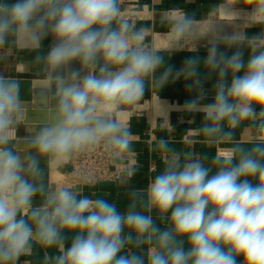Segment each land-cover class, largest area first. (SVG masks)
<instances>
[{
	"label": "clouds",
	"instance_id": "9594fccd",
	"mask_svg": "<svg viewBox=\"0 0 264 264\" xmlns=\"http://www.w3.org/2000/svg\"><path fill=\"white\" fill-rule=\"evenodd\" d=\"M209 11L206 23L195 12H166L158 43L121 0H0V50L35 53L42 117L33 124L20 82L0 75V264H264V0H214ZM200 40L203 60L188 57L178 70L168 63ZM213 75L214 102L201 104ZM180 78L196 94L182 110L203 113L196 131L209 144L226 142L225 152L198 155L161 139L163 169L145 189H129L123 211L48 180L97 147L123 163L132 132L117 113ZM26 122L29 134L18 138ZM241 126L252 130L243 141ZM136 171L126 168L119 182Z\"/></svg>",
	"mask_w": 264,
	"mask_h": 264
},
{
	"label": "crops",
	"instance_id": "0c3cea01",
	"mask_svg": "<svg viewBox=\"0 0 264 264\" xmlns=\"http://www.w3.org/2000/svg\"><path fill=\"white\" fill-rule=\"evenodd\" d=\"M213 2L214 0H126L124 3L121 1V6H124V9L132 8L136 11L145 12L143 14L146 15L147 19H134V21L138 26L143 25L148 27L150 29L148 34L150 33L152 35L154 33L164 34L168 32V30L164 31L167 26L161 23V18L166 12H195L197 19L208 21L209 18L207 17L211 15L209 8ZM261 31V27L246 29L248 36L258 34ZM51 43L52 38H46L42 43L41 52L46 54ZM220 50L226 51L228 55H231L232 51H234V49H224L223 47H221ZM207 51L206 43L198 46L195 52H190L188 50L175 52L168 57V63L178 70L183 65L186 58L199 56L201 60H203L207 56ZM0 55L5 57V59L0 60V75L14 79L37 78V66L32 62L35 53L12 49L0 50ZM245 58H247V53H245ZM74 67H78V65L74 64ZM205 71L206 70L203 69L202 66L201 72L204 73ZM215 79L216 77L213 75L205 82V99L202 100L203 102L200 101L201 104L214 102L215 93L213 85ZM187 83L190 82H185L183 78H180L175 82L167 84L162 89L146 91L144 98L157 95L160 97L163 96V98L167 100L175 101L176 103L185 104L186 101L193 99L196 95L188 91ZM202 121L203 113H186L184 111L180 113L171 112L169 124L164 121H156L154 125H150L146 121L134 119V117H132L126 126H128L132 132V152L137 154V165L135 167L137 171L129 178L127 184H121L118 178V180L113 183L98 184L95 187H85L82 189L83 194L91 198L103 196L110 201L116 202L120 210H125L129 202V189H145L151 179L163 169L167 154L157 148V143L161 139L168 140L177 150H192L198 155L208 154L209 157L216 155V147L218 146L228 149L229 145L226 142L209 144L196 131V129L201 126ZM30 126L29 124L19 125L16 130L17 137L21 139L26 137L29 134L28 128ZM251 131V129L241 126L236 131V138L243 141L251 134ZM151 164L155 166V171L152 173L148 170ZM64 166L61 168L62 172H64ZM48 180L52 182L50 180V173L48 175ZM42 254L41 252V256ZM33 259V257H22L19 264H24L26 260L32 261Z\"/></svg>",
	"mask_w": 264,
	"mask_h": 264
},
{
	"label": "built area",
	"instance_id": "2783aa9c",
	"mask_svg": "<svg viewBox=\"0 0 264 264\" xmlns=\"http://www.w3.org/2000/svg\"><path fill=\"white\" fill-rule=\"evenodd\" d=\"M121 1L123 3L126 2V0ZM121 7L124 11V6ZM130 17L137 20L147 19L145 14L141 17L137 15H131ZM226 150L227 148L218 146L216 147L215 154L222 153V151L225 152ZM136 156V153L131 152L123 163L115 164L108 159L103 147H97L94 150L77 155L75 159L65 164L63 168L65 180L75 184L80 189L95 187L98 184L113 183L120 178L126 168L136 167ZM148 170L150 173L154 172L155 166L151 164Z\"/></svg>",
	"mask_w": 264,
	"mask_h": 264
},
{
	"label": "bare ground",
	"instance_id": "6f19581e",
	"mask_svg": "<svg viewBox=\"0 0 264 264\" xmlns=\"http://www.w3.org/2000/svg\"><path fill=\"white\" fill-rule=\"evenodd\" d=\"M238 8H243V5H237ZM250 11V9H249ZM124 13L128 15H137L138 17L143 16V13L136 11L134 9H124ZM205 22V21H203ZM167 32L164 34L154 33L152 34L151 40L158 43H163L166 38ZM203 102V101H202ZM206 103V101H205ZM184 104L176 103L170 100H167L163 97L152 95L149 99L143 100L141 103L132 106L128 110H121L117 113V117L121 118L125 124H127L132 117L140 116L142 113L147 114L148 122L150 125H154L157 119L169 124V118L171 112L180 113L183 110ZM224 152V151H222ZM50 180L53 183L59 181H65V173L59 169H53L50 172Z\"/></svg>",
	"mask_w": 264,
	"mask_h": 264
},
{
	"label": "water",
	"instance_id": "95a60500",
	"mask_svg": "<svg viewBox=\"0 0 264 264\" xmlns=\"http://www.w3.org/2000/svg\"><path fill=\"white\" fill-rule=\"evenodd\" d=\"M20 82V98L29 105L28 119L32 123H38L40 121L41 113L37 109V102L34 96L33 80L34 79H17ZM25 124H28L27 122Z\"/></svg>",
	"mask_w": 264,
	"mask_h": 264
},
{
	"label": "rangeland",
	"instance_id": "374dc122",
	"mask_svg": "<svg viewBox=\"0 0 264 264\" xmlns=\"http://www.w3.org/2000/svg\"><path fill=\"white\" fill-rule=\"evenodd\" d=\"M207 18H209V17H207ZM207 21H205V23H206ZM257 27H259V26H257ZM166 30H168V28L166 27V29L164 30V31H166ZM232 29L231 28H229V29H227V31H231ZM148 35V38L151 40V37H152V35L149 33V34H147ZM207 43V41L206 40H200L199 42H198V45H197V47L198 46H200V45H202V44H206ZM161 97H163V96H161ZM150 98V96L149 97H145V98H143L139 103H141L144 99H149ZM175 102V101H174ZM139 103H137V104H139ZM134 106V105H133ZM132 106H126L125 108H123L122 110H128V109H130ZM134 119H139V120H142V121H146V122H148V119L149 118H147V114L146 113H142V114H140V116H134ZM157 122H162V120L161 119H157L156 120ZM149 123V122H148Z\"/></svg>",
	"mask_w": 264,
	"mask_h": 264
}]
</instances>
